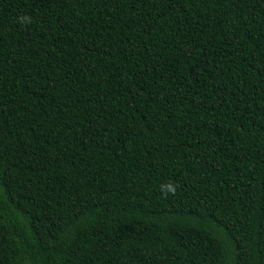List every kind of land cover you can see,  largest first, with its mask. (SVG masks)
Wrapping results in <instances>:
<instances>
[{"label": "trees", "instance_id": "16d2710c", "mask_svg": "<svg viewBox=\"0 0 264 264\" xmlns=\"http://www.w3.org/2000/svg\"><path fill=\"white\" fill-rule=\"evenodd\" d=\"M0 264H264V0H0Z\"/></svg>", "mask_w": 264, "mask_h": 264}, {"label": "clouds", "instance_id": "9594fccd", "mask_svg": "<svg viewBox=\"0 0 264 264\" xmlns=\"http://www.w3.org/2000/svg\"><path fill=\"white\" fill-rule=\"evenodd\" d=\"M161 193L165 199H167L168 195H176L177 187L173 183H168L166 185L161 186Z\"/></svg>", "mask_w": 264, "mask_h": 264}]
</instances>
